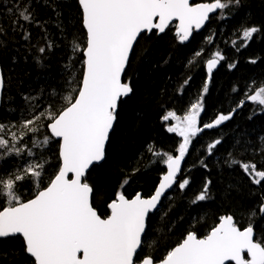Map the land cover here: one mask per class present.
Returning <instances> with one entry per match:
<instances>
[{"label":"snow or ice","instance_id":"1","mask_svg":"<svg viewBox=\"0 0 264 264\" xmlns=\"http://www.w3.org/2000/svg\"><path fill=\"white\" fill-rule=\"evenodd\" d=\"M10 3L12 6L6 11L11 23L8 27L0 23V55L6 56L10 51L18 54L20 47L15 45L23 40L26 43L22 47L28 49L25 62L31 56L37 66L45 67L43 60L52 51L54 42L48 39L47 21L38 19V8H51L59 18L63 6L59 0H10ZM75 3L83 39L81 32L69 34L63 23L58 24L68 45L64 63V74L68 77L66 89L59 92L54 89L49 94V103L43 107L37 103L39 96L21 92L27 105L21 112L27 111L30 118L18 122L15 117L9 118L17 108L12 106L14 97L0 65V264H9V257L21 253L23 258L12 264H264V234H258L256 229V220L264 217V197L258 210L249 211V222L243 228L233 215H224L207 235L201 237L196 230L188 231L159 259L151 253L141 255L151 231L150 214L159 213L162 198H167L166 192L174 185L181 192L190 186V178L178 180V176L193 138L204 129L232 119L231 113L220 114L213 122L198 127L203 95L182 119L174 112L162 117L165 122L177 121L167 131L182 137L183 142L179 144L178 155L166 156V174L151 197L137 193L129 199L118 192L107 205L109 214L102 217L93 205L94 187L88 179L90 169L106 162V148L121 105L134 95L128 73L138 56L139 40L165 34L175 21V35L184 43L193 31L204 28L212 14L227 18L225 10H238L243 0L195 4L190 0H75ZM30 27L41 29L44 45L37 47L32 43ZM241 27L242 42L233 41L238 49L247 48L256 34L264 32V26ZM34 48L38 55L33 54ZM16 54L9 57L13 65L17 63ZM76 54L82 62L79 75ZM202 55L200 51L195 53L196 57ZM225 59L224 54L216 51L206 60L203 94L209 91L213 70ZM249 63L255 65L257 59H250ZM227 67L231 71L237 63H228ZM249 91L250 95L245 93L247 101L264 109V82ZM244 104L245 101H240L237 107ZM221 143V139H216L208 144V155H213ZM53 144L58 149V163L55 173L49 175L48 170L53 166L49 152ZM10 157L24 163L9 170ZM237 163L233 160L230 166ZM239 166L252 183L262 185L264 170H257L255 163ZM128 183L129 178L122 179L123 185ZM211 184L205 177L191 203L196 205L211 199ZM25 187L31 192L28 198L23 193ZM9 238L19 239L20 248L10 247L6 243Z\"/></svg>","mask_w":264,"mask_h":264},{"label":"trees","instance_id":"2","mask_svg":"<svg viewBox=\"0 0 264 264\" xmlns=\"http://www.w3.org/2000/svg\"><path fill=\"white\" fill-rule=\"evenodd\" d=\"M202 2L209 0H195L194 4ZM59 3L63 6L59 18L51 8H38V19L47 21L48 39L54 42L52 51L46 53L43 60L45 67L37 66L31 56L25 62L28 49L22 47L26 43L23 40L15 45L20 47L18 54L10 51L6 56L0 55L10 93L14 97L12 106L17 108L9 118L15 117L17 122L30 118L27 111L21 112L27 107L21 92L39 96L37 103L43 107L49 103V94L54 89L58 92L66 89L68 77L64 74V63L68 58V45L61 36L58 24L63 23L69 34L81 32L82 39L83 34L75 0H59ZM10 6V0H3L0 4V23H4L5 27L11 23L6 11ZM225 15L227 18L224 19L214 16L206 29L196 34L188 44L179 42L174 25L161 36L152 35L139 40L136 47L138 56L128 73L134 95L121 105L107 147L106 162L89 172L88 179L94 187L93 205L98 214L106 217L109 214L107 205L118 192H123L129 199L137 193L152 195L166 172V156L178 155L182 138L167 131V125L162 120L164 115L174 112L176 116L183 117L202 95L203 111L199 116V127L213 122L220 114H232V119L215 128L204 129L193 138L180 177L190 178V186L184 192L176 186L163 201L159 213L152 215L151 231L141 255L151 253L159 259L188 231L196 230L201 237L207 235L224 215H233L243 228L249 222V211L258 210L264 197V182L262 185L252 183L251 177L239 166L245 162L255 163L257 170H264V140L261 139L264 138V109L247 101L245 95L246 92L251 94L250 88L255 90L264 82V32L256 34L247 48L238 49L233 44V41L237 44L242 42V25L264 26V0H243L241 8L226 9ZM30 31L32 43L37 47L46 43L41 39L44 33L40 28L30 27ZM197 51L203 55L196 57ZM216 51L224 54L226 59L214 72L208 93L203 94L207 78L206 60ZM32 52L38 55L35 48ZM13 54L17 55L15 65L9 58ZM253 58L257 59L255 65L249 63ZM75 59L76 74L79 75L82 71L79 54ZM232 62H236L237 67L230 71L227 64ZM41 89L44 91L41 92ZM240 101H245L243 107H237ZM56 106L59 107L58 104ZM216 139H221L222 143L213 150V155H208L207 146ZM57 152L53 144L49 152L53 165L48 170L49 175L56 171ZM233 160L238 163L230 166ZM18 163L23 164L24 161L10 157L7 162L9 170ZM205 177L212 181L211 199L194 205L191 200L201 189ZM123 178H129L127 185L122 184ZM23 193L25 198L30 197L29 187H25ZM256 229L258 234H264V217L256 220ZM6 243L16 249L21 246L19 239L9 238ZM149 244L153 246L149 247ZM21 258L22 253L20 256L13 255L8 258L9 264Z\"/></svg>","mask_w":264,"mask_h":264},{"label":"water","instance_id":"3","mask_svg":"<svg viewBox=\"0 0 264 264\" xmlns=\"http://www.w3.org/2000/svg\"><path fill=\"white\" fill-rule=\"evenodd\" d=\"M194 0H190V2L192 3ZM218 14H216V13H214V14H212V18L214 17V16H217ZM211 18V19H212ZM211 19H210V21H211ZM210 21L208 22V23H206V25L204 26V28H202V29H200V30H198V31H193V34H192V37H190V39L188 40V41H186V42H184V43H182V44H188V43H190L191 41H192V39H193V37L196 35V34H201L205 29H206V27L209 25V23H210ZM176 22L174 21L173 22V24H175ZM172 25H170V27H171ZM169 27V28H170ZM161 35H163V34H161ZM160 35V36H161ZM0 65H1V63H0ZM219 67H220V65H218V67L216 68V69H214L213 70V74H214V72L215 71H217L218 69H219ZM213 74H212V76H213ZM113 134V133H112ZM111 134V135H112ZM111 135H110V137H111ZM110 141V140H109ZM109 144V143H108ZM107 147H108V145H107ZM106 151H107V148H106ZM176 156V155H175ZM185 162H186V159H184V161H182V165H181V173L179 174V176H178V180L180 179V177H181V175H182V173H183V170H184V167H185ZM95 167V166H94ZM91 170V169H90ZM165 170H166V167H165ZM165 174H166V172H165ZM162 178V177H161ZM160 183V182H159ZM158 186H159V184H158ZM157 186V187H158ZM156 187V188H157ZM175 187H176V185H174L173 186V188L172 189H169L167 192H166V197L171 193V192H173L174 191V189H175ZM139 194H141L144 198H149V197H151L152 195H150V196H144L142 193H139ZM166 198H162V203H163V201L165 200ZM161 207V206H160ZM160 207H159V209H160ZM156 213H154V214H150V215H155Z\"/></svg>","mask_w":264,"mask_h":264},{"label":"rangeland","instance_id":"4","mask_svg":"<svg viewBox=\"0 0 264 264\" xmlns=\"http://www.w3.org/2000/svg\"><path fill=\"white\" fill-rule=\"evenodd\" d=\"M200 115H201V113H200ZM178 117V116H177ZM179 118H183V117H179ZM166 123V125H167V128L169 127V126H174L176 123H177V121L176 120H174V119H169V121H167V122H165ZM198 123H199V117H198ZM198 127H199V124H198ZM182 138V137H181ZM182 142H183V140H182Z\"/></svg>","mask_w":264,"mask_h":264}]
</instances>
